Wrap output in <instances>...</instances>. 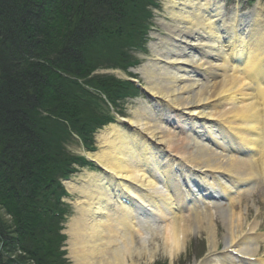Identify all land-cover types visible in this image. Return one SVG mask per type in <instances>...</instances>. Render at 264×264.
I'll return each mask as SVG.
<instances>
[{
	"label": "bare ground",
	"instance_id": "6f19581e",
	"mask_svg": "<svg viewBox=\"0 0 264 264\" xmlns=\"http://www.w3.org/2000/svg\"><path fill=\"white\" fill-rule=\"evenodd\" d=\"M165 10L167 35L154 34L153 59L139 71L150 99L166 111L142 105L129 121L131 132L103 131L92 159L105 173L67 184L79 196L66 229L73 264H129L138 240L141 254L157 238L174 259L186 250L192 222V229L209 224L217 250L207 196L223 220L227 247L238 241V252H260L251 234L258 224L242 235L246 216L237 210L239 187L252 185L253 192L264 184V25L258 17L228 22L221 3L209 0H167ZM139 204L151 213L140 215ZM228 263L234 264L230 255L205 264Z\"/></svg>",
	"mask_w": 264,
	"mask_h": 264
},
{
	"label": "trees",
	"instance_id": "16d2710c",
	"mask_svg": "<svg viewBox=\"0 0 264 264\" xmlns=\"http://www.w3.org/2000/svg\"><path fill=\"white\" fill-rule=\"evenodd\" d=\"M154 1L0 0V264H66L52 216L65 145L104 122L86 89L134 92L94 73L127 70Z\"/></svg>",
	"mask_w": 264,
	"mask_h": 264
},
{
	"label": "rangeland",
	"instance_id": "374dc122",
	"mask_svg": "<svg viewBox=\"0 0 264 264\" xmlns=\"http://www.w3.org/2000/svg\"><path fill=\"white\" fill-rule=\"evenodd\" d=\"M211 3H217L221 2V5L223 7V10L226 14V19L230 21L232 19V14L234 13L235 7H234V0H209ZM165 3L166 1H162V8L158 11H156V27L154 28L152 33H158L156 30H159L161 36L166 35V31L162 25V19L169 20V17L166 15L165 10ZM242 5H244L242 3ZM245 8H243L242 13L247 14L246 18H250L253 15L254 7L253 6H247L244 5ZM261 10H264V0H261ZM264 16V15H263ZM151 37H153L151 35ZM157 38H152L151 42L156 41ZM150 44V43H149ZM149 48V46H148ZM142 59V65L136 69L134 72H136L138 80L142 83L144 87H146V83L144 81L143 76L140 73V69H142L150 60L153 58L152 50L150 49L148 54H142L138 53V56ZM115 73L116 72H111ZM119 75V73H117ZM149 103V100L146 96H140L137 99L129 100L127 104H125L126 111L123 112L126 119V122H129L133 117L134 113L137 112L139 108L142 107V105L146 106V103ZM128 130V129H126ZM97 145H99L98 136H97ZM98 147V146H97ZM70 150L72 154L75 155H82V153L85 151L81 145L78 142H73L70 145ZM99 150V148H98ZM86 173L84 170L81 174ZM78 195H74L71 198L67 199V202L69 204H73L75 200L78 198ZM240 207H238L237 212L240 214H243L246 216V218L243 221V224L246 223H258L259 229L264 232V184L263 182H260L257 186L256 190L250 193H246L240 200ZM213 207H210L212 209L213 213V219L215 221L216 230L218 233V248H221L225 245V234L226 229L223 225V220L220 217L219 212L214 210V205H211ZM74 208V206H73ZM76 215L75 208L72 210V216L70 217L68 223L71 221V218ZM259 215L258 219L255 221H251L254 216ZM199 225V223H198ZM192 227L190 230H188L187 235V246L186 250L182 251V253L172 259L165 250L164 242L162 239L157 238L156 242L151 245V247L148 249V252H142L141 254V241L138 240L137 243V251L138 253L134 255L133 260L129 262V264H195V261L199 258V256L202 255L204 252V245L205 243H209V233L208 229L210 226L209 224H204V226L198 228V229H192L197 227V222H192ZM69 239V238H68ZM68 246V243L66 244V247ZM260 254H264V242L261 243V250ZM67 256L68 260L70 261V264H73L69 257V251L67 250Z\"/></svg>",
	"mask_w": 264,
	"mask_h": 264
}]
</instances>
